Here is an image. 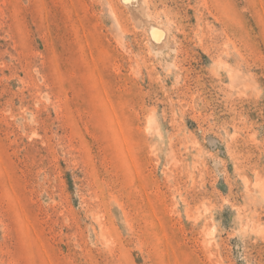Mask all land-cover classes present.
Wrapping results in <instances>:
<instances>
[{"label":"rangeland","instance_id":"obj_1","mask_svg":"<svg viewBox=\"0 0 264 264\" xmlns=\"http://www.w3.org/2000/svg\"><path fill=\"white\" fill-rule=\"evenodd\" d=\"M0 264H264V0H0Z\"/></svg>","mask_w":264,"mask_h":264},{"label":"bare ground","instance_id":"obj_2","mask_svg":"<svg viewBox=\"0 0 264 264\" xmlns=\"http://www.w3.org/2000/svg\"><path fill=\"white\" fill-rule=\"evenodd\" d=\"M154 29V28H153ZM152 37V36H151Z\"/></svg>","mask_w":264,"mask_h":264}]
</instances>
